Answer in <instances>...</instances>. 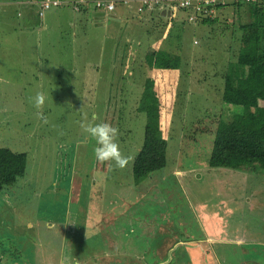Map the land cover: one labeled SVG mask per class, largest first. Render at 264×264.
<instances>
[{
    "label": "rangeland",
    "instance_id": "1",
    "mask_svg": "<svg viewBox=\"0 0 264 264\" xmlns=\"http://www.w3.org/2000/svg\"><path fill=\"white\" fill-rule=\"evenodd\" d=\"M232 7L215 23L177 10L171 24H153L133 12L102 23L66 4L39 33L0 10V165H26L0 191V264H264V243L233 241L264 239V172L208 162L223 121L255 124L253 108L223 100V72L237 60L246 22ZM167 52L182 56L179 69L157 67ZM37 92L47 97V124L29 100ZM153 115L168 140L167 165L136 182ZM81 122L117 127L128 166L97 162ZM52 216L65 224L60 238L45 231ZM209 234L225 237L210 243L214 255Z\"/></svg>",
    "mask_w": 264,
    "mask_h": 264
},
{
    "label": "trees",
    "instance_id": "2",
    "mask_svg": "<svg viewBox=\"0 0 264 264\" xmlns=\"http://www.w3.org/2000/svg\"><path fill=\"white\" fill-rule=\"evenodd\" d=\"M237 6V9L244 6L252 7L250 15L255 14V19L251 17L247 22H243L242 19V23L239 22L238 28L242 32L238 47L240 51L237 60L231 62L228 70L223 72L225 79L223 100L228 104L253 108L255 124L233 125L223 121L215 130L208 162L213 167L245 169L260 173L264 172V0H260L255 6L252 4ZM218 13L213 18H199L196 23H215ZM154 59L157 67L176 70L181 66L182 56L167 52ZM160 121L158 115H153L147 122L144 144L133 163V176L136 182L167 165L168 140L164 136ZM2 165L0 189H3L5 184L17 182L18 177L26 172V165L22 160L10 159L5 166ZM38 248L37 246L36 249ZM36 257L39 258L38 254Z\"/></svg>",
    "mask_w": 264,
    "mask_h": 264
},
{
    "label": "crops",
    "instance_id": "3",
    "mask_svg": "<svg viewBox=\"0 0 264 264\" xmlns=\"http://www.w3.org/2000/svg\"><path fill=\"white\" fill-rule=\"evenodd\" d=\"M37 1H39V0H0V3H1L0 10L4 9L5 11L8 12V14H9L8 16L9 17H15L16 19L14 18L13 21L16 22V23H20L21 26H24L27 29V31H32L33 32V31L38 30L37 32L39 33L41 31L48 30V27L50 25V20L49 19L52 18L53 16H56V15H62V13H60V12H61L62 8L65 7L66 5H64L62 7H59V8H53L52 10H50V11H48L46 13L45 17L41 18L37 14V6L35 4ZM68 1H71V0H68ZM237 7L238 6H233L232 7V8H235L234 12L236 13V15L240 16V19H242V18L246 19V22L249 21L250 18H251L250 12L252 14V11H251L250 8H252V7L249 8L247 6H244V7H246V10H244V7H242L241 9H237ZM71 8H72V6H71ZM226 8L227 7H224L222 9H220L219 13L222 12V11H225ZM72 10H73L74 13L80 14V15H83V16H86V15L89 16L90 14L91 15L95 14L96 18L101 20L102 23H105V21H107V18L108 19L110 18L111 20L119 22L122 19V17L120 16L121 13H123L124 15H129L132 12H133L132 15H135V16L139 17L140 19L145 20L146 23H150L151 22L153 24L156 23V19L158 20L161 17L166 19V20H169V24H171L173 18H175V16L174 17L172 16V11H170L168 9H159V10H156V11H154L152 13L138 14V12L136 10V7L134 5L127 6V5L118 4L116 12L112 13V14H107L105 12L97 10L93 6V4H89L82 11H75L73 8H72ZM238 11H240V12H238ZM245 11H246V14L244 13ZM19 12L21 14H19ZM75 21L77 22V20H75ZM71 184H72V182H71ZM0 191H1V189H0ZM54 198L56 199V197H54ZM3 200L6 201L5 204L8 203L7 199H3ZM1 202H2V200H1ZM48 204H53V203H48ZM38 208L41 209V206L38 207ZM46 219H47V226H46V230H45L46 233H48V235H50L51 239H53L54 235H56V237L60 238L59 234L61 232L59 233V231L63 228V225H65V224H62L56 218V216H52L51 218L47 217ZM29 226L32 227V224H29ZM40 229L41 228L39 227L38 232L40 231ZM204 236L206 238L204 240V242L205 241L208 242V247L212 250V252L214 251V247H212L210 245V243L218 242V241H221V240H225V237L224 238H216L215 236L210 235V234L209 235H204ZM206 236H208V237H206ZM5 237L6 236L1 235V233H0V244L6 243V241H5L6 238ZM233 241H238V243L240 245H243V246H254V245H256V243L257 244L264 243V239H261V238H258V237H252V238L241 237L240 239L238 238V239L233 240ZM37 254L38 253H36L35 256H37ZM213 255H214V252H213ZM36 259H39V258L36 257ZM0 260H2V262H3L2 258ZM4 264H9V263L6 262Z\"/></svg>",
    "mask_w": 264,
    "mask_h": 264
},
{
    "label": "built area",
    "instance_id": "4",
    "mask_svg": "<svg viewBox=\"0 0 264 264\" xmlns=\"http://www.w3.org/2000/svg\"><path fill=\"white\" fill-rule=\"evenodd\" d=\"M119 2L124 5H135L138 14L152 13L159 9L172 11V16L177 10H184L188 13V21L196 22L199 18H213L220 9L238 4H258L260 0H39L37 4V14L44 17L48 10L59 8L66 4H71L75 11H82L89 4L107 14L115 13ZM1 8V3H0ZM19 14H21L19 12Z\"/></svg>",
    "mask_w": 264,
    "mask_h": 264
},
{
    "label": "clouds",
    "instance_id": "5",
    "mask_svg": "<svg viewBox=\"0 0 264 264\" xmlns=\"http://www.w3.org/2000/svg\"><path fill=\"white\" fill-rule=\"evenodd\" d=\"M30 102L37 109V118L44 124H47L48 118L45 116L43 109L46 104L47 97L43 92H37L34 97L29 98ZM93 119H96L93 117ZM80 127L86 133V140H94L96 147L94 148V156L100 164H114L117 169H124L128 166L130 157L124 155L117 142L119 129L110 123H86L81 122ZM168 264V262H165Z\"/></svg>",
    "mask_w": 264,
    "mask_h": 264
}]
</instances>
